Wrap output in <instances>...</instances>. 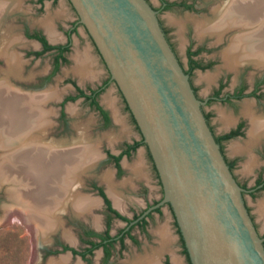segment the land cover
<instances>
[{"label":"flooded vegetation","instance_id":"flooded-vegetation-1","mask_svg":"<svg viewBox=\"0 0 264 264\" xmlns=\"http://www.w3.org/2000/svg\"><path fill=\"white\" fill-rule=\"evenodd\" d=\"M68 1L70 2V0ZM157 1L158 5H154L151 0H147L157 12L167 40L185 73L189 75L197 98L203 103L202 108L207 122L216 140H218L217 142H219L218 144L235 179L243 189V198L248 212L260 237L264 240V234L260 232L252 209L247 201L248 196L255 200L258 196L264 195V170L257 172L252 183L241 181L235 172L238 159L232 160L226 153V143L235 139L250 138V117L253 113L255 115L257 112L261 113L260 110H264V73L250 80L245 75L239 78L234 85L231 84L230 75L222 76L207 96H201L199 86L194 81V76L197 72H207L216 66L214 59H206L208 55L212 54L213 50H211L210 45L206 41L209 37H216V35L199 34L193 18L190 19L191 22L188 30L183 29L180 34L176 33L173 29L174 27H168L165 24L163 15L178 12L187 13L192 17L199 16L209 11L210 4H202L199 0ZM212 1L221 2L222 0ZM0 2L6 3V6L10 10L2 17V27L6 31L9 30L11 35L14 33L17 36L20 35L18 37L25 43V46H20L18 43L12 44L11 50L24 62V68L22 77L15 78L10 76V83L14 88L23 93L47 95L45 102H42L40 105V109L42 113L47 115L51 126L42 132V136L48 141H56L57 144H60V149L69 148L63 146V144L70 143L68 138L65 140L72 116L68 105L76 101H81L83 106L87 108V112L90 111L96 115L100 123L98 127L100 130L110 129L115 122L113 107L103 101V95L108 88L112 84H116L110 72L109 77L103 82H97L96 84L89 82L86 85H81L78 82V77L75 75L77 72L73 71L75 74L73 73L74 75L71 77L70 72L64 71L73 63L71 57L74 54L75 48L74 37L80 35V27H84L102 58L93 38L86 27L80 22L79 16L78 20L70 26L68 24L56 26L49 19L47 13L51 7L58 4L59 0H0ZM226 2L224 3L225 8L228 6ZM24 8L31 15L33 12L34 17H24L18 14ZM49 27L56 33L54 40H52L48 33ZM184 35L188 38V43H186L184 49L186 62L180 57L176 46V40L179 39V36L183 37ZM44 60H48L49 63L46 69L41 68ZM6 67V59L0 55V78L2 77V70ZM57 80L64 87L71 86L73 92H63L54 97L52 94L56 85L55 81L57 82ZM120 93L125 101L127 110L138 127L121 91ZM247 104H250L252 109V112H249V114L245 112ZM215 105L225 106L238 115V118L234 121L229 118L230 123L226 124L221 132H218L214 124L215 116H217L216 109H214ZM243 105H245V108ZM240 106L242 107V113L239 112ZM72 125L75 127V123ZM142 145L148 149V146L144 143L143 136L141 141L125 140L118 146L116 151L112 148H105L103 150L105 158L102 164L96 167L105 166L111 168L109 173L112 184L115 185L114 188L118 196L117 202L109 192V185L106 178H104L105 176L98 178L91 173L92 179L90 182H87V174H85L83 171L84 167L81 165L78 174L81 181L79 182L78 191L83 196L95 199L97 202L96 206H92L85 213L80 208L76 210L73 202L70 199L67 200L66 207L58 214L61 219L60 226L56 231L48 233L45 240L35 238L33 228L28 223L23 222L32 229L33 238L39 242V249L34 251L31 264L37 261L38 264H48L52 259L58 260V258L60 259V257L64 256L65 258H70L71 264H180L179 256L182 254L186 262L191 264L173 208L169 203L162 204L164 189L149 149L147 152L153 163L154 172L162 190L161 196L157 197L155 195L153 188L144 177V172H141L142 168L141 170H136L132 179H125V176H128L130 171L126 169L124 161H130L135 157ZM248 151H251V149ZM261 151H263L261 159L264 162V147ZM121 181H123L122 184L129 181L130 183L127 187L122 184H116ZM86 184H88V187L85 191ZM8 186H1L0 184V220L2 221H4L3 217L6 213L11 216H17V213H20L17 204L10 201L11 191H7ZM120 188H123L122 192L124 196L119 194L121 192ZM83 196L82 198H84ZM99 203L102 204L103 210L97 214L99 218H95V213L100 211L97 209ZM9 204H13V207H10ZM90 205L93 204L91 203ZM90 205H87L86 208ZM165 208L169 209L173 217L174 230L178 236L177 241L173 239L171 229L155 228L159 221L164 220L166 216ZM115 223L120 224V227H114ZM163 231L167 234V241L165 243L161 235ZM67 234L69 237L71 236L72 240L66 237Z\"/></svg>","mask_w":264,"mask_h":264},{"label":"water","instance_id":"water-1","mask_svg":"<svg viewBox=\"0 0 264 264\" xmlns=\"http://www.w3.org/2000/svg\"><path fill=\"white\" fill-rule=\"evenodd\" d=\"M122 92L191 264H264V240L147 0H70Z\"/></svg>","mask_w":264,"mask_h":264},{"label":"rangeland","instance_id":"rangeland-1","mask_svg":"<svg viewBox=\"0 0 264 264\" xmlns=\"http://www.w3.org/2000/svg\"><path fill=\"white\" fill-rule=\"evenodd\" d=\"M226 1H229V0H222L221 2L220 1L215 2L212 0H199V2L202 4H207V3L210 4L208 12L202 13L199 16H193V17L187 13L183 14V13H178V12L177 13L172 12V13L164 14L163 19H164L165 24L168 27H174L173 28L174 31L180 34V32L183 29L188 30V26L190 25L191 18L195 20L194 22L195 25L200 24L203 21H207V22L213 21V23H215L216 21L214 22V20H217L216 19L217 17L218 18L219 16L222 17V15L225 14L226 10H225L224 3ZM247 1H250V0H247ZM151 2L154 5H158L157 0H151ZM6 7L4 8L3 11L7 13L10 10H8L9 8L7 7L8 11L7 10L5 11ZM218 8L220 9V11ZM215 10L219 12L216 13ZM4 12L3 14H5ZM18 14L24 17H34L33 12L31 15L30 12H27L25 8L20 10ZM206 14H209V15H206ZM47 15H49V19L53 21L54 25L56 24V26L60 24H68L70 26L71 24L75 23L78 20V15L68 0H59L57 5L51 7L48 10ZM240 28L241 26L232 28L229 31L226 30L227 32L225 31L223 35L220 37H218L216 33L207 32L205 29H204L205 33H200L197 29L199 34H204V35L209 34L211 36L216 35V37H209L206 41V43L210 45L209 47L211 48V50L213 49L212 54L208 55L206 59H210V58L214 59L216 66L207 72H202V73L197 72L196 75L194 76V81L197 84V86H199L201 96H207L210 93V91L215 87V85L218 83V80L222 76L230 75L231 84L234 85L239 78L245 75L250 80L253 77L255 78L256 76H258L259 74L264 73V66H262V64L256 65V63H253L252 61H250L251 58L248 59L249 61L246 59L247 61L243 62L242 64H238L234 67H229L224 61L223 51L229 45L231 39L234 36H236V34L238 35L240 31L242 32L241 30L242 28L241 29ZM246 29L247 28H244V30ZM79 30H80V35L78 37L77 36L74 37L75 48H74V54L71 57L73 63H71V65L68 68H66L64 71L70 72L71 77H73V75L75 74L73 71L78 72L75 75L78 77V82L81 85H86L89 82L94 83V84H96L97 82L99 83L103 82L109 77L110 75L109 71L107 70L105 63L103 62V59L98 54L94 44L92 43V40L88 36L84 27H80ZM7 31L10 34V31L9 30ZM53 32L55 35L56 34L55 31ZM186 43H188V38L185 35L183 37L179 36V39L176 40V46H177L179 55L184 62H186V59L184 56V49H185ZM20 46H25V45H20ZM78 61H80L81 63L79 64ZM77 65L78 66L82 65L79 68L80 71L78 70ZM48 66H49L48 60H44L41 65V68L46 69ZM75 69H77V71ZM83 69L84 71L86 70L85 73ZM60 83L61 82L60 81L58 82V80L57 82L55 81V84L56 85L58 84L59 86L55 85L54 87V92L52 94L54 97L62 94L63 92H70V93L73 92L71 86L64 87ZM103 101L106 104H110L113 107V115L115 117L114 125L110 129H107L104 131L98 128L100 123L96 115H94V113L90 111L87 112V108L83 106L81 101H76L74 103L72 102L68 105V108L72 116L70 118V121H71L70 128L65 136V140L68 138L70 143L63 144V146L72 148V147H75L77 144H80L79 142H77V139L79 137L78 134L80 132H83L85 136L87 137L86 142L85 143L82 142L83 145H91V147L95 149L94 154H93V156L95 157L92 156L90 160H87L85 163L84 169H83L85 174H87L86 176L87 182L88 181L90 182V180L92 179L90 176L91 173L94 174L98 178L104 177V176H105L104 178H106L107 175H110L109 173L111 170L110 167H105V166L104 167L102 166L99 168L96 167L99 164H102L103 159L105 158L104 157L105 155L103 152L105 148H112L114 151H116L118 149V146H120V144L124 142L125 140L127 141H133V140L141 141L142 140V135L140 134V131L132 118V115L127 110L125 101L116 84H112L108 88L106 93L103 95ZM243 106L245 108V105ZM239 108H240L239 112L242 113V107L240 106ZM214 109H216V113H217V116H215V119H214V124L216 125L218 132H221L225 128V125L230 123V119L234 121L238 118V115H236V113H234L233 110H229L225 106L215 105ZM260 111L261 113L257 112L255 116L262 119L264 118V110H260ZM245 112L246 114H249L247 112V105H246ZM48 121H49V124H50L49 127H50L51 122L49 119ZM74 123H75V127L72 125ZM251 140L252 139L245 137L241 139H235L231 142L226 143L227 155L232 160L236 158L238 159V163L235 168V172L237 176L239 177L241 181L250 182V183H252L254 176L257 175V172L264 170V162L261 159V156L263 153V151L261 150L264 147V136H261V138L253 142H251ZM236 146H243L244 149L242 151H235L234 148ZM250 149L251 151H248ZM138 151H139L138 154L135 157H133L130 161H124V165L126 169H129L130 171L129 175L125 176V179H132L136 170H141L142 168L143 171L141 170V172H144V177L149 183V185H151V187L153 188L155 195L157 197L161 196L162 190H161L159 181L157 180L156 173L154 172L153 163L147 152L148 151L147 147L142 145ZM89 170H92V171H89ZM132 171H133V175H132ZM122 182L123 181L116 183V184L121 185ZM129 183L130 181L122 185L127 187ZM7 185H8V181H7ZM79 185L76 190L80 194V192L78 191ZM87 187H88V184L85 185V188H84L85 191ZM8 188L9 187H7V191H8ZM119 190L121 191L119 194L121 196H124L122 192L123 188H120ZM83 194H86V193H83ZM83 197L85 199L91 200L90 203L93 204V205L88 206L87 208L84 207L85 209L82 208V210L86 213L87 210H89L92 206H96L97 202L95 199L91 197H86V196H83ZM247 201H248L249 206L252 209V212L254 214V217L258 224L260 232L264 234V209H263L264 195L258 196L255 200L251 199L248 196ZM10 207H13V204H11ZM75 209L79 210L77 208ZM97 209H99L100 211H97L95 213V216H96L95 218H99L97 214L103 210L102 204L99 203V207ZM165 210H166V216L164 220L159 221L158 224L155 226V228L171 229L172 237L173 239H175V241H177L178 236L176 235L175 230H174L175 226H174L173 217L169 209L165 208ZM3 218H4V221L0 220V264H31L34 251L39 249V242H37V240L33 238L32 229L28 227L27 225H25L20 220H18L14 215L12 216L7 215L6 217H3ZM60 224H61V219L59 220L58 227L60 226ZM56 227L57 226L54 227L55 229L53 228L54 231H56V229L58 228ZM114 227H120V224L115 223ZM48 232L50 233L53 231H48ZM47 234L48 233H46V236ZM161 235L163 237V240L167 241V237H164L162 232H161ZM46 236L42 237L40 235L38 237V234H35L34 232L35 238L40 239L41 237L43 240H45ZM69 239L72 240V238H69ZM179 259H180V264H188L183 254L179 256ZM34 264H38V263L35 262Z\"/></svg>","mask_w":264,"mask_h":264},{"label":"bare ground","instance_id":"bare-ground-1","mask_svg":"<svg viewBox=\"0 0 264 264\" xmlns=\"http://www.w3.org/2000/svg\"><path fill=\"white\" fill-rule=\"evenodd\" d=\"M226 4L228 6L225 8V14L222 12V17L218 18L216 15L215 23L203 21L197 24L198 31L205 33V29L220 37L226 30L241 26L242 32L236 34L223 51L224 61L229 67H234L251 58L250 61L256 65L264 66V0H229ZM5 7L6 3L0 2V55L7 61V67L2 70L0 78V184L7 185L8 181L10 201L20 209V213L15 217L28 223L38 237H44L48 231H54V227H58V214L66 207L67 200L70 199L74 207L80 209L91 204L90 200L82 198L76 189L80 182V167L85 166L95 150L91 145H83L82 142L87 140L83 132L79 133L77 140L80 144L66 149H60V144L54 140L48 141L42 136V132L50 125L47 115L40 109L47 95L23 93L10 83V76L22 77L24 68V62L11 50L12 44L25 43L18 37L20 35H11L2 27ZM53 31L49 27L48 33L52 40L56 38ZM249 111L251 112V105L247 104V112ZM249 136L251 142L264 136V118L251 115ZM234 149L242 151L244 148L236 146ZM106 180L109 192L117 202L118 197L111 176L107 175ZM6 214L4 217L8 215ZM163 233L164 237H167L166 232ZM66 237L71 238L69 235ZM48 264L71 263L68 258L62 257L59 260H51Z\"/></svg>","mask_w":264,"mask_h":264},{"label":"trees","instance_id":"trees-1","mask_svg":"<svg viewBox=\"0 0 264 264\" xmlns=\"http://www.w3.org/2000/svg\"><path fill=\"white\" fill-rule=\"evenodd\" d=\"M218 141V140H217ZM219 143V142H218Z\"/></svg>","mask_w":264,"mask_h":264}]
</instances>
